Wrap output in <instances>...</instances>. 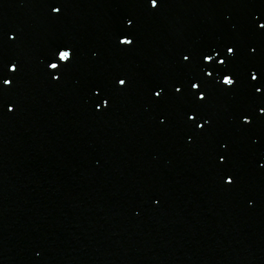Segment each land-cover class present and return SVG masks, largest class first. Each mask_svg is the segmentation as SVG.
I'll return each instance as SVG.
<instances>
[{"label":"water","instance_id":"95a60500","mask_svg":"<svg viewBox=\"0 0 264 264\" xmlns=\"http://www.w3.org/2000/svg\"><path fill=\"white\" fill-rule=\"evenodd\" d=\"M0 264H264L169 0H0Z\"/></svg>","mask_w":264,"mask_h":264}]
</instances>
